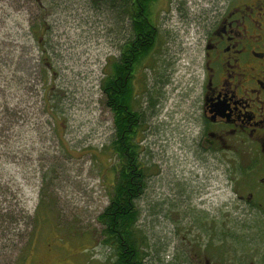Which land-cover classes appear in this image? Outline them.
I'll list each match as a JSON object with an SVG mask.
<instances>
[{
    "label": "rangeland",
    "instance_id": "374dc122",
    "mask_svg": "<svg viewBox=\"0 0 264 264\" xmlns=\"http://www.w3.org/2000/svg\"><path fill=\"white\" fill-rule=\"evenodd\" d=\"M207 1L151 3L157 36L133 77L149 167L136 200L145 264H264L254 218L232 189L238 158L203 148L193 131V22ZM113 19L105 0H0V264L21 255L25 264L112 263L99 214L114 179L105 149L113 114L101 89L121 37ZM220 214L225 242L199 222Z\"/></svg>",
    "mask_w": 264,
    "mask_h": 264
},
{
    "label": "flooded vegetation",
    "instance_id": "af4514ba",
    "mask_svg": "<svg viewBox=\"0 0 264 264\" xmlns=\"http://www.w3.org/2000/svg\"><path fill=\"white\" fill-rule=\"evenodd\" d=\"M193 23V131L203 148L219 146L238 158L232 189L254 218L264 247V0H208ZM152 28L157 36L154 23ZM203 220L205 231H217L218 241H226L225 214L219 221L207 215Z\"/></svg>",
    "mask_w": 264,
    "mask_h": 264
},
{
    "label": "trees",
    "instance_id": "16d2710c",
    "mask_svg": "<svg viewBox=\"0 0 264 264\" xmlns=\"http://www.w3.org/2000/svg\"><path fill=\"white\" fill-rule=\"evenodd\" d=\"M149 1L105 0L114 14L116 32L121 36L118 39L117 55L108 59L101 79L106 105L113 114V134L105 144V149L114 159L109 166L114 172V179L108 204L99 214L102 225L101 242L111 249V264H145L147 239L139 233L136 200L146 186L149 167L140 157L138 134L142 115L134 107L133 77L152 50L156 38L147 5ZM124 20L128 22V27L126 34L122 36ZM36 27L41 28L40 24ZM40 50L41 55L47 54L46 49L45 52L42 48ZM40 60L44 71L42 82L47 89V60L45 56ZM22 256L17 264H25L26 258Z\"/></svg>",
    "mask_w": 264,
    "mask_h": 264
}]
</instances>
